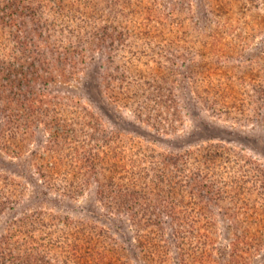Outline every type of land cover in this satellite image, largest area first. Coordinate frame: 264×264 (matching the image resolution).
Listing matches in <instances>:
<instances>
[{
    "label": "rangeland",
    "instance_id": "374dc122",
    "mask_svg": "<svg viewBox=\"0 0 264 264\" xmlns=\"http://www.w3.org/2000/svg\"><path fill=\"white\" fill-rule=\"evenodd\" d=\"M64 2L70 7L57 18L47 13L37 14L54 21L52 27L45 25L41 34L52 43L53 38L59 41L58 45L67 41L68 48L81 45L86 54H104L103 68L99 71L106 77L97 94L92 86L87 87L92 83L89 76L93 71L88 66L81 64L74 71L75 67L64 65L58 72L47 65L40 78L35 75L40 68L26 65L23 68H29L30 77H34L28 89H44L53 95L56 107L47 106L48 122L34 116V106L32 114L27 115L26 105L12 104L5 110L0 103V243H6L0 258L8 264L10 255L19 252L20 243L13 235L20 223L23 233L33 231L34 238L47 242L51 249L48 254L33 256L38 259L42 256L45 261H52L51 264L72 263L74 259L64 250L65 244L80 236L95 239L108 251L114 247L126 248L123 237L129 239L132 233L143 232L156 238L155 226L148 220L154 208L136 206L142 210L139 215L146 213L138 223L129 216L131 211L124 202L117 206L112 197L117 189L119 192L125 187L132 189V178L137 171L142 174L137 182L140 185L143 177L155 180L158 175H171L167 183L170 176L165 177L160 187H171L175 197H180L190 182L183 173L190 170L199 175L209 173L215 180L214 183L209 178L205 180L207 189L211 187L215 193L222 180L230 187L219 205L230 207V199L238 197L255 202L256 211L262 213L264 0H119L111 7L106 0ZM142 6L150 9L151 21L142 22L138 14ZM136 23L140 32L133 29ZM143 23L156 27L145 33L142 29L147 30V26ZM177 23H181L180 29H176ZM113 35L123 43L115 46ZM173 37L177 41L164 44L162 38ZM0 42L3 45L2 39ZM2 47L5 51L8 43ZM0 53H3L1 48ZM109 57L114 62L128 59L139 68L168 70L176 100L172 104L170 97L163 104L146 100L136 86L111 78L109 73L115 71L109 69ZM207 67H211L209 76L203 73ZM60 73L64 75L62 78ZM186 74L192 78L187 79ZM2 75H6L5 71ZM250 76L257 84L246 82ZM119 83L126 95L114 101L109 94L118 92ZM10 87L13 93L22 89L21 85L7 89ZM2 97L8 94L0 93ZM97 99L106 111L99 108ZM29 103L32 105L33 101ZM77 104L87 106L93 114ZM259 104L262 106L258 108ZM23 114L25 117L21 118ZM54 130L61 131L59 140L55 141ZM73 132L76 136L70 143H64L67 136L72 138ZM187 148L196 157L187 158L183 164L174 162L173 158L180 160L179 155ZM199 148L222 149L227 160L220 158L215 168H208L197 160L206 152L197 155ZM87 165H95L96 172ZM151 165L157 169L150 171ZM142 188L136 185V189L146 190ZM216 219L219 236L211 259L222 264L225 260L219 249H226L230 245L229 237L238 234L244 226H249V233L264 238V220L255 225L248 218L228 221L216 216ZM259 248L253 252L251 246L244 262L240 260L236 264H264V244ZM88 260L84 259L83 264H91L92 259ZM166 264L178 263L172 257Z\"/></svg>",
    "mask_w": 264,
    "mask_h": 264
},
{
    "label": "trees",
    "instance_id": "16d2710c",
    "mask_svg": "<svg viewBox=\"0 0 264 264\" xmlns=\"http://www.w3.org/2000/svg\"><path fill=\"white\" fill-rule=\"evenodd\" d=\"M64 1L66 0H53V2L50 0H0V39L3 40V45L0 46L3 51V53H0V93L8 94V97L0 98V103H3L2 106H4L5 110L10 108L12 104H23L22 106L26 105L29 109H27L28 112H26L28 115L32 114V107L34 106V116H36L39 121L48 122V115L46 113L47 106L52 104L54 108L56 107L52 99L53 95L44 91V89H28L29 82H34V77H30L32 74L29 73V68H40L36 69L37 73L35 75L41 78L43 68L47 65H49L50 69H56L58 72L63 70L64 65L72 68L75 67L74 71L78 69L81 64L84 65V67L88 66V68L93 71L92 75L89 76L92 83L89 86L87 84V87L90 88L92 86L97 94L100 93L99 88L101 82L104 80V77H106L104 72L99 71V69L103 68L104 54H94L92 52H87L86 54L84 52L85 49L81 45L68 48L66 46L67 41H61L60 45H58L59 41L57 42L53 38L54 43H52L49 37L41 34L45 25L52 27L54 21L50 20L49 17L37 14L41 13L43 15L47 13L55 17L62 13L64 14L70 7V4H66ZM106 1L109 3L110 7L111 5L115 6L119 3V0ZM134 6H137V4ZM149 12L150 9L144 8V6L138 9V14L142 16V22L151 21L149 18L151 14ZM126 14L127 11L122 12L121 16H125ZM142 22H140L139 25H142ZM144 24L146 25L147 23H143V25ZM139 25L136 23V25H133V29L140 32L137 27ZM123 27L125 28V26ZM155 27L156 25L151 24L147 26V30H142L146 33ZM175 27L176 29H180L182 25L181 23H177ZM122 31L124 32V29H122ZM112 37L116 39L114 35ZM117 37L123 39L119 35H117ZM78 39L80 44L81 38ZM162 40L165 41L164 44L166 45L167 43L173 44L177 41V38H162ZM116 41L115 46H119L123 43L117 39ZM7 43L8 47L4 51V47L2 46ZM0 44L2 43L0 42ZM108 59L111 63L109 69L112 68V70L115 71L114 73H109V76L119 80L121 83L125 82L128 86H136L138 91H141V94L147 97L146 100H152L160 104L167 103L169 100L168 97L171 98V104L176 100L175 95L172 93L174 89L171 84L172 81L169 79L168 70L164 71L158 67L157 69L139 68L128 59L123 61L119 58V60L115 62L112 57ZM144 63L147 64L146 62ZM26 65H29L27 70L23 68L26 67ZM4 71L6 75L3 76L2 72ZM209 72H211V67H207L203 71L205 76H209ZM71 74H74V72ZM63 76L64 75L60 73L59 78ZM190 78H192V76L187 75V79ZM255 80L254 77L250 76L246 82H254L257 84ZM121 83L118 85L117 93H114V95L111 93L109 94V97L114 101H118L126 95ZM43 84L46 85L47 83L44 82ZM15 85H21L22 89H18L14 93L11 87L7 89V86ZM126 85H124V87ZM143 86H146L144 90L142 89ZM101 91L104 94V91ZM24 92H26L27 95H25ZM46 96L48 98H46ZM135 96V93H133L132 97ZM29 101H33L32 105ZM97 102H99L98 106L101 110L106 109L104 105H101L98 99ZM136 104H138V102ZM80 105L82 110L91 115L93 114L87 106L83 104ZM260 106L262 105L259 104L258 108ZM75 113L77 114L78 111H75ZM23 117H25L24 114L21 118ZM44 125L47 128L51 127V125L47 126L46 123H44ZM65 131L67 132V128ZM52 132L55 141L59 140L61 131L55 132L54 130ZM71 135L72 138L69 137L68 139L67 136L64 143H70L76 136L74 132ZM209 143H207V145H211ZM216 146L219 147L218 145ZM186 150L187 151L184 152L183 155H179V157H181L180 160L179 158H173V161L176 163L180 161L183 164L187 158L196 157H193L188 151L189 148ZM205 150L206 152L197 160L205 163L208 168H215L220 158H225L227 160V156L223 154V150L221 149L219 151L217 148L213 150L208 148L203 150L199 148L197 149V155L203 153ZM90 152V149H88L87 153L89 155ZM87 167L91 168V171L96 172V170H94L95 165L92 167L87 165ZM155 169H157L156 166L151 165L149 170L152 171ZM137 172L138 173L132 178V189L125 187L121 192L117 189L112 197L113 200L115 199L117 206L124 202L125 207L131 211L129 216H131L133 221L138 223L144 219L143 216H146V213H141L143 215H139L142 210L139 211L136 206L139 207L140 204H143L154 208V210L150 212L152 217H149L148 220L149 224L151 223L155 226V229L158 230V232L155 229L153 230V234H156V238L148 236L147 233L143 232L132 233L129 239L123 237L125 239L124 246H126V248L122 247V250H119L114 247L110 248L111 251H108L104 246L101 247V245H98V241L95 239H87L85 236H80L74 241H67L65 244L64 250H66V253H69L68 256L74 259V261L69 264H83L84 259H92L91 264H166L172 257L175 258L178 264H212L215 261L218 262V264H222L214 258L211 259L215 252V245L218 242L216 237L219 236V232L216 231L218 227L216 216L225 217L228 221H240L248 218L250 224L255 225L264 220V215H262L264 208H261L262 213H258L255 208V202L253 201H251V203L248 201L245 202L235 197L230 199V202H232L230 207L219 205V200L224 201L229 185L225 180H222L221 187H215V193L212 192V189H210L211 187L207 189L208 183L205 180L209 178L214 183L215 177L214 175L210 177L209 173L199 175L197 171L193 170L187 171L185 174L183 173L185 177H189L190 182L185 191L180 193V197H175L172 194L171 187H160L165 177L170 176L166 179L167 183L172 177L171 175H158V179L155 180H149L147 177H143V184L140 185V183L138 184L137 182L142 174L139 173L140 171ZM147 172L146 170V173ZM127 179H131V177H127ZM136 185L143 187L142 190L145 188L146 190L140 191L136 189ZM185 192L187 193L186 195ZM43 193L46 194L47 192L44 191ZM140 208L145 209V207L142 208L141 206ZM248 228L249 226L246 225L243 227L242 231H238V234L235 233L232 237H229L230 245H225L226 249L224 247L219 249L218 252L225 260L223 264H236L240 262V260L244 262V255L250 253L249 248L251 246H253L254 252L259 250V246L264 244V238L256 235V233H249ZM27 232H22V224L20 223L13 237L16 241H19L21 247H25V250L22 251L20 247L16 255H10L11 259L8 264H51L52 261H45L42 256L39 259L33 256L37 253L47 255L48 251L51 250L47 242L39 238H34L33 231L31 232L28 230ZM24 236L27 238L24 239ZM232 243L236 245L234 246ZM5 247L6 243H0V255L4 254ZM59 249L63 251V248L58 247V250ZM142 254L145 257L142 256ZM87 255L90 257L87 258ZM142 258L145 260H142ZM0 259V264H6L2 256Z\"/></svg>",
    "mask_w": 264,
    "mask_h": 264
}]
</instances>
